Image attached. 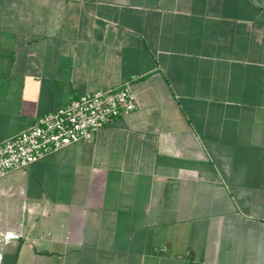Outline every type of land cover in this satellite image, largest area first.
Instances as JSON below:
<instances>
[{"label": "crops", "instance_id": "0c3cea01", "mask_svg": "<svg viewBox=\"0 0 264 264\" xmlns=\"http://www.w3.org/2000/svg\"><path fill=\"white\" fill-rule=\"evenodd\" d=\"M124 84L0 180L5 264H264V0H0V142Z\"/></svg>", "mask_w": 264, "mask_h": 264}, {"label": "built area", "instance_id": "2783aa9c", "mask_svg": "<svg viewBox=\"0 0 264 264\" xmlns=\"http://www.w3.org/2000/svg\"><path fill=\"white\" fill-rule=\"evenodd\" d=\"M137 108L129 84L84 94L45 116L34 126L0 142V180L11 172L28 168L49 154L82 141ZM20 238L15 231H0V264H5L6 247Z\"/></svg>", "mask_w": 264, "mask_h": 264}]
</instances>
